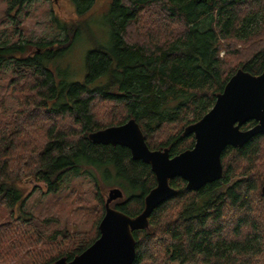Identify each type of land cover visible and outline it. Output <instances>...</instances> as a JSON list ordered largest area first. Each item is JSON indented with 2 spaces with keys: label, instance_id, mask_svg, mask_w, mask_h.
Returning a JSON list of instances; mask_svg holds the SVG:
<instances>
[{
  "label": "trees",
  "instance_id": "1",
  "mask_svg": "<svg viewBox=\"0 0 264 264\" xmlns=\"http://www.w3.org/2000/svg\"><path fill=\"white\" fill-rule=\"evenodd\" d=\"M70 1L86 15L98 0ZM110 10V45L87 52L83 81L57 71L81 29L74 21L55 17L63 39L37 42L32 54L29 41L0 43V69H12L20 102L0 132V205L8 212L0 220V264L24 256L55 264L89 247L106 210L99 176L126 195L114 207L133 217L144 210L157 185L151 165L128 147L93 142L91 132L135 118L149 147L168 148L173 157L193 148L186 127L213 107L231 76L264 69V0H112ZM221 159L222 177L198 190L180 176L169 179L174 196L134 231L133 264H264V133L228 146ZM83 176L96 190L89 229L49 230L56 218L23 209L18 184L26 177L56 193Z\"/></svg>",
  "mask_w": 264,
  "mask_h": 264
},
{
  "label": "water",
  "instance_id": "2",
  "mask_svg": "<svg viewBox=\"0 0 264 264\" xmlns=\"http://www.w3.org/2000/svg\"><path fill=\"white\" fill-rule=\"evenodd\" d=\"M251 120L256 124L243 129ZM192 133L196 140L193 148L172 157L168 148L149 147L135 118L91 132L93 142L128 147L133 159L150 164L157 185L146 195L144 210L134 217L112 206L124 194L119 188L111 189L99 223L100 236L73 259L62 257L55 264H133L134 231L148 227L152 212L174 196L176 189L169 179L180 176L187 181L188 189L198 190L222 177L221 155L228 146L242 147L253 136L264 133V69L257 75L239 69L231 76L213 107L186 127L185 134Z\"/></svg>",
  "mask_w": 264,
  "mask_h": 264
},
{
  "label": "rangeland",
  "instance_id": "3",
  "mask_svg": "<svg viewBox=\"0 0 264 264\" xmlns=\"http://www.w3.org/2000/svg\"><path fill=\"white\" fill-rule=\"evenodd\" d=\"M112 0H98L86 15L76 12V5L70 0H25L22 4L14 0H0V43L29 41L27 53L37 51V42L63 39L54 18L74 21L81 27L66 53L59 58L58 77L68 82L85 79V58L87 52L97 45L109 46L114 15L110 10ZM224 55V51L221 53ZM54 68V66H52ZM13 72L10 67L0 69V132L11 125L12 113L20 109V102L13 96ZM105 198L111 189L119 186L105 185ZM23 189V209L42 218L57 219L49 230L68 227L71 231L86 230L92 225L95 186L88 177L67 180L56 193L48 192L43 181L26 177L18 186ZM122 190V189H121ZM123 192V190H122ZM124 198L126 195L123 192ZM119 199V198H118ZM113 206V202H112ZM20 211V205L15 207ZM8 212L0 205V220ZM8 264H30L28 257L16 259Z\"/></svg>",
  "mask_w": 264,
  "mask_h": 264
}]
</instances>
